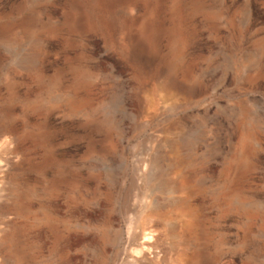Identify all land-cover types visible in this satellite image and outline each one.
I'll list each match as a JSON object with an SVG mask.
<instances>
[{
    "label": "rangeland",
    "instance_id": "obj_1",
    "mask_svg": "<svg viewBox=\"0 0 264 264\" xmlns=\"http://www.w3.org/2000/svg\"><path fill=\"white\" fill-rule=\"evenodd\" d=\"M197 263L264 264V0H0V264Z\"/></svg>",
    "mask_w": 264,
    "mask_h": 264
},
{
    "label": "bare ground",
    "instance_id": "obj_2",
    "mask_svg": "<svg viewBox=\"0 0 264 264\" xmlns=\"http://www.w3.org/2000/svg\"><path fill=\"white\" fill-rule=\"evenodd\" d=\"M67 97V96H66ZM66 103V102H65ZM175 159V158H174ZM235 160V159H234ZM243 163V162H242ZM172 164V163H171ZM179 165V164H178ZM175 166V165H174ZM177 167H179V166H177ZM174 169V168H173ZM173 169L171 170V171H173ZM182 173V172H181ZM173 174V173H172ZM184 176V175H183ZM177 177H179V176H177ZM174 182H175V180H174ZM168 183H170V182H168ZM167 183V184H168ZM172 183V182H171ZM178 184V183H177ZM174 185V184H173ZM178 186H180V185H178ZM178 186H177V188H178ZM166 187V186H165ZM168 187H169V185H168ZM171 188V187H170ZM176 188V187H175ZM173 189V188H172ZM183 189V188H182ZM174 190V189H173ZM184 191H186V189L184 190ZM179 203V202H178ZM184 203V202H183ZM185 209V208H184ZM186 221V220H185ZM181 225V224H180ZM177 228H175V229H178V225L176 226ZM195 227V226H194ZM193 227V228H194ZM192 228V227H191ZM179 230V229H178ZM183 230V229H182ZM146 236H148V235H146ZM9 237V236H8ZM10 239V238H9ZM148 239V238H147ZM7 241V240H6ZM9 241V240H8ZM8 246V245H7ZM139 254V253H138ZM142 255V254H141ZM147 255V254H146ZM148 257V256H147ZM186 259H187V257H185ZM138 261V260H137ZM136 261V262H137ZM186 261V260H185ZM194 263V262H193ZM198 264V263H197Z\"/></svg>",
    "mask_w": 264,
    "mask_h": 264
}]
</instances>
